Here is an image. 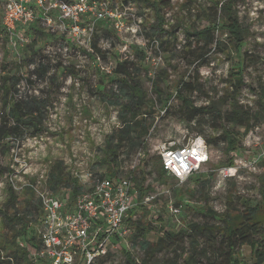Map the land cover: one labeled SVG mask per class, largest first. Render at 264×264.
I'll use <instances>...</instances> for the list:
<instances>
[{
  "label": "rangeland",
  "instance_id": "rangeland-1",
  "mask_svg": "<svg viewBox=\"0 0 264 264\" xmlns=\"http://www.w3.org/2000/svg\"><path fill=\"white\" fill-rule=\"evenodd\" d=\"M88 1L103 10L105 16L98 18L90 12L82 15L79 34L75 35L72 23L61 21L54 14L49 22L32 3L35 17L31 24L9 29L0 0V77L9 70L11 74L32 77L36 80L34 85L23 78L14 95L42 96L47 106L45 124L37 135L28 130L21 139L6 137L1 133L4 101L0 94V254L4 257L5 242L14 234L23 233L21 224L13 221L15 215L23 217L29 233L39 238L40 193L49 190L50 171L59 163L63 172L78 178L82 186L89 183L92 174L117 169L120 176L129 177L133 171L143 180L142 199L155 194L151 201L131 209L126 219L130 234L125 240H116V251L94 264H127L123 247L141 263L145 256L141 247L144 237L134 238L136 226L132 222H139L145 238L154 242L165 231H187L191 223L220 224L212 213L225 212L230 195L235 196L238 205L239 196L252 204L263 197L264 162L253 164L252 161L264 146V118L257 120L248 132L236 128L238 147L228 153L227 143L218 137L220 131L216 129L221 119L215 113H207L190 121V112L176 93L182 81L189 82L197 90L183 94L194 105L223 103L226 110V94L230 89L227 80L232 79L229 76L232 71L240 69L246 84L237 93V99L253 111L258 110L256 92L264 85V0H235L234 9L246 29L244 42L238 49L223 26L222 12H218L216 39L223 41L226 48L223 51L215 44L210 45L202 65L195 56L194 45H188L194 40L188 38L186 31L209 26L203 14L212 11L210 0H169L170 5L160 9L132 0ZM157 40L166 43L162 45ZM33 50L38 52L37 59L44 57L50 64L45 80L31 74L36 65L30 61ZM119 62L127 63L135 72L138 70L135 77L146 94L145 103L151 112L142 116L152 125L142 145L121 153V162L114 170L106 150L108 137L121 124L120 107L112 93L120 95L121 84L117 79L122 74L116 71ZM154 82L160 84L163 96H158ZM171 93L167 106H163L164 98ZM256 127L258 130L249 135ZM200 136L209 154L201 169L183 183L171 175L162 183L159 176L162 149L170 143L188 144ZM258 141L260 144L256 145ZM132 182L136 183L133 179ZM73 187L62 184L58 188L61 199L70 205L76 198ZM142 199L139 191V200ZM171 205L180 209L178 215L171 212ZM204 240L201 239V245ZM17 241L26 245L21 238ZM189 241L190 237L184 235L180 250L189 251ZM27 247L30 251L34 248ZM220 249L218 243L211 246L210 257H215ZM237 253L241 264L254 263L249 246L240 247ZM174 254L172 250L159 252L152 263L176 257ZM205 264H208L206 260Z\"/></svg>",
  "mask_w": 264,
  "mask_h": 264
},
{
  "label": "trees",
  "instance_id": "trees-1",
  "mask_svg": "<svg viewBox=\"0 0 264 264\" xmlns=\"http://www.w3.org/2000/svg\"><path fill=\"white\" fill-rule=\"evenodd\" d=\"M128 2L129 0H122ZM135 2H141L152 8H162L163 6H169V0H132ZM211 9L207 15L203 14L207 20H209V26L196 29L193 32L187 30L188 38H192L194 42L189 43V46L194 45L196 58L200 60V65L205 61V57L208 53L210 45H216L218 49L225 50L226 46L221 40L216 39L215 31L218 26V19L216 15L218 12L223 14V26L227 29L231 41L235 44L237 49L243 44L246 29L239 21V16L234 9L235 0H210ZM156 30L154 26H152ZM153 29V30H154ZM159 44L166 43L165 41L159 42ZM191 48V47H189ZM32 52V51H31ZM38 52L33 50L32 58L30 61L35 63V68L31 74H35L36 78L45 80L49 74L50 64L46 58H36ZM144 53H142V56ZM145 56V55H144ZM117 72H120L122 76L117 79L121 84L120 95L115 94V104L120 107L118 113L119 121L121 122L119 128L108 137L106 153L109 156L111 168L115 170L119 163L120 155L126 148L134 150L143 144V139L149 134L152 123L148 121V118L142 116V114H151L147 109L145 103L146 94L141 88V85L137 78L138 70L133 71L129 69V66L125 62H119L117 65ZM10 72V73H9ZM232 79L227 80L230 83V89L226 94L227 109L223 110V103H212L209 106H196L192 99H189L183 94L184 91L194 92L197 87H192L191 83L182 81L178 85L176 96H178L184 107L190 112L188 119L194 121L200 114L215 113L222 121L219 127H216L217 131H220L218 137H222L227 143V152H233L237 149L239 143V136L236 133V128L242 127L245 132H248L253 124L264 118V85H261L259 92L256 94L259 97L258 110L253 111L240 103L237 99V93L246 84L241 70L232 71L230 75ZM23 76L19 73H12L9 70L8 73L2 74L0 77V94L3 96L4 110L2 116L1 133L6 137L11 136L14 139H21L27 133L26 131L32 130L33 135H37L38 131L45 124L46 120V104L42 96L25 95L17 97L18 85L23 80ZM26 82L30 85H34L36 80L32 77L25 78ZM156 92L158 96H163V90L158 82H154ZM232 90V91H231ZM256 91V89L253 88ZM173 96V93L168 94L164 98L163 106H167L169 99ZM225 104V103H224ZM223 105V106H222ZM147 109V110H146ZM8 127L9 124H11ZM120 161V162H119ZM264 162V157L261 159ZM233 166V160L230 161ZM133 173V171H132ZM131 173L130 178L135 180V186L140 191V198L144 196V184L143 180L139 179ZM119 172L116 169L110 173H100L101 177L113 176L118 177ZM160 181L164 183L166 178L169 177L168 172L162 165V160L159 166ZM262 184V200L255 204L250 201L240 198L239 205L235 201V196L230 195L228 199V207L225 212L212 214L219 218L220 224L218 225H201L198 223H191L187 231H180L175 233L173 231H165L163 235L157 238L156 241H149L145 238L144 228L141 227L139 222H132V225L136 226V234L134 238L143 236L141 241V247L145 252V256L141 263H138L136 258L131 255L128 249L123 247L126 255L127 264H205V260L208 264H241L238 258V249L244 245L249 246L252 249L254 256L253 264H264V176ZM66 184L68 186H74L73 194L75 197L80 193L83 186L76 177L67 176L62 169V164H55L47 180V186L50 191L60 196L58 188ZM132 212V211H131ZM14 223H20L23 233L18 235L14 234L10 241H6L4 250H7V255L4 257L0 254V264H46L42 260L35 259L32 256V250L30 251L27 246L32 245L37 247L39 240L35 235L29 233L26 222L21 216H14ZM184 235L190 237V250H180L181 244L184 241ZM21 238L26 245H21L17 239ZM205 238L204 244L201 245V239ZM8 239V238H7ZM221 246L220 252L216 253L215 257H210V247L216 244ZM117 249V248H116ZM116 249L109 250L103 258ZM173 251L175 256L171 259H166L161 263H152L153 257L162 251ZM97 258L96 261L99 259ZM95 261V262H96Z\"/></svg>",
  "mask_w": 264,
  "mask_h": 264
},
{
  "label": "built area",
  "instance_id": "built-area-1",
  "mask_svg": "<svg viewBox=\"0 0 264 264\" xmlns=\"http://www.w3.org/2000/svg\"><path fill=\"white\" fill-rule=\"evenodd\" d=\"M5 9L4 22L9 29L17 25L27 27L34 20L35 8L49 22L52 14L61 21L73 24L72 31L79 34L78 22L82 15L93 13L104 18L101 9L91 6L88 0H2ZM35 5V8L31 6ZM258 127L251 130L253 135ZM258 141L256 145H259ZM264 157L262 152L253 158L255 164ZM209 159L208 148L203 137L188 144L176 146L170 143L161 151L162 165L169 175L183 183L198 172ZM89 183L81 189L72 205L50 190L40 193L42 225L39 229V245L32 249V256L46 264H94L109 250L118 248L116 240L122 241L130 234L126 219L132 208L141 202L139 191L132 178L91 175ZM175 215L180 209L170 206Z\"/></svg>",
  "mask_w": 264,
  "mask_h": 264
}]
</instances>
